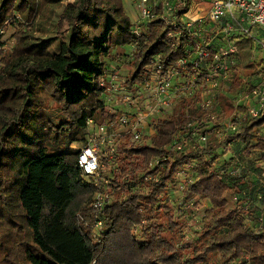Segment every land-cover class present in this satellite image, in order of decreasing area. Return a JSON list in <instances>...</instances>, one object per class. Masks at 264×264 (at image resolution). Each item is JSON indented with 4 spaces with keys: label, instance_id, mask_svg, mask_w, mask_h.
<instances>
[{
    "label": "trees",
    "instance_id": "trees-1",
    "mask_svg": "<svg viewBox=\"0 0 264 264\" xmlns=\"http://www.w3.org/2000/svg\"><path fill=\"white\" fill-rule=\"evenodd\" d=\"M123 1L0 0V27L17 21L16 14L31 26L16 35L9 60L0 52V264H264V214L244 203L243 184L230 175V166L217 167L221 150L234 142L245 145L247 157L260 152L264 163V138L251 143L254 131L264 127V110L234 133L217 126L219 133L211 134L206 145L180 151L179 144L204 130L188 133L189 124L207 116L200 93L188 94L171 112L153 118L152 135L117 147L114 168L104 164L107 186L82 182L79 150L72 145H85L87 121L105 114L101 81L112 50L134 48L133 71L123 81L129 92L151 78L154 65L165 76L192 55L183 32L169 34L185 28V17L199 0H167L177 28L158 19L142 26L141 37ZM156 9L159 16L164 13L163 5ZM57 20L66 27L62 38L54 31ZM235 43L239 59L233 76L225 91L215 92L221 123L236 111L247 115L239 102L256 85H248L242 74L261 77L264 71L263 61H252L253 38L239 37ZM45 81L52 84V96L64 100L58 123L43 108ZM157 160L161 167L153 170L150 164ZM193 163L184 208H175L170 191L178 172ZM157 174V183L144 180ZM97 192L113 196L101 214L100 238L91 215ZM196 199L210 206L195 232L196 243L177 247ZM253 218L261 228L250 224ZM15 234L20 244L11 248Z\"/></svg>",
    "mask_w": 264,
    "mask_h": 264
},
{
    "label": "built area",
    "instance_id": "built-area-1",
    "mask_svg": "<svg viewBox=\"0 0 264 264\" xmlns=\"http://www.w3.org/2000/svg\"><path fill=\"white\" fill-rule=\"evenodd\" d=\"M211 3V9L207 10L206 18L202 17L186 18L184 20L185 28L178 34H169L170 38L186 35L192 44L191 57H186L178 62L176 66L169 70L165 76L160 75L161 68L154 65L150 68L151 78L143 85L137 87L134 92L126 89L118 90L114 84L109 83L107 72L101 81V86L105 88L107 95L118 96L121 94V101L131 107L130 114H115V119L109 122L98 121L93 117L87 121V142L80 146L78 167L82 173L81 180L84 184H91L97 188L107 186L109 180L103 173L104 164L113 166L117 147L119 145L139 142L145 135H152L153 131L150 123L153 118L163 113L172 111L173 106L184 96L200 93V106L207 112L206 118L196 124H189L188 133L195 134L196 129L204 126V130L199 132L200 146L206 145L211 134H218L217 126H220L225 133H234L247 119H253L259 116L264 110V82L261 81L255 86L252 93L244 96L239 105L247 107V115H240L237 111L228 119L220 122L218 118L219 107L216 102L215 92L220 88L219 81H229L230 74L234 66L238 63V47L236 38L252 37L255 29H264V0H199ZM141 22L135 25L134 33L136 36L143 35L142 26L145 23L162 19L168 21L174 28H177V22L172 16L173 6L170 2L163 4L164 13L157 14V9L153 8L149 0H141L140 4ZM211 25L209 29L205 28V23ZM222 24V32L229 40V43L220 49L214 48L212 29L215 25ZM219 31H216V33ZM4 31L0 30V36ZM254 39V38H253ZM262 47L263 43L259 42ZM2 49L0 48V52ZM134 48L131 56L133 57ZM1 68V63H0ZM119 83V82H117ZM116 84V83H115ZM124 91V92H123ZM255 99L253 105L247 102ZM120 100V98L118 99ZM195 132V133H194ZM186 145L179 144L178 150L185 151ZM103 154L105 157H100ZM105 161V162H104ZM195 163L185 166L177 174L176 181L172 189L179 190L181 199L186 189L187 182H193L191 170ZM153 170L161 167V161L157 160L150 164ZM236 167L231 169L230 175L236 176ZM159 174V173H158ZM146 176L145 181H159V175ZM171 189V191H172ZM264 190V184L262 185ZM173 193V192H171ZM263 199V193L257 196ZM113 200L112 195L97 192L92 203L93 232L96 238L101 237L104 222L101 214L106 206ZM173 203V202H172ZM184 204V201H183ZM173 206L176 207L174 204ZM192 205L190 204L189 207ZM145 221H143L144 223ZM95 264V263H94Z\"/></svg>",
    "mask_w": 264,
    "mask_h": 264
},
{
    "label": "rangeland",
    "instance_id": "rangeland-1",
    "mask_svg": "<svg viewBox=\"0 0 264 264\" xmlns=\"http://www.w3.org/2000/svg\"><path fill=\"white\" fill-rule=\"evenodd\" d=\"M64 1H68V0H64ZM141 0H124L123 4H124V9L126 14L128 15V17L132 20L133 25H137L140 24L141 22V12H140V4ZM150 4L153 8H158L160 6H162L165 2H167V0H149ZM202 7H204L207 10L211 9V3L208 1L202 2L201 3ZM197 9V6H193L191 10H195ZM206 12H204V14H200L198 17H202L204 18V20H207L206 16ZM189 15V14H188ZM16 19L17 21H15V18L12 19L11 21H7L2 27H0V30L4 31V33L0 36V48L2 49V53H4L5 57L7 58V60H9L11 58V56L13 55V49H14V44H15V39H16V35L20 32V30L22 28H24L25 30H29L28 26H30V24H27L25 22H23L22 20H20V16L18 14H16ZM187 17V16H186ZM197 17V16H196ZM196 17L194 19H196ZM54 25H57L55 27V32L58 34L59 37H63L65 35L66 32V27L64 25L63 22L57 20L56 22H54ZM31 27V26H30ZM47 27H49V25H47ZM209 27L211 28V25H209L208 22L205 23V28L209 29ZM222 27L223 25L217 24L215 25L214 29H212V34L210 36V38H213V43L214 46H216L218 49H220L221 47L227 45L229 43V40L232 41L231 39H227L225 37V35L222 32ZM52 29V27H51ZM36 33L40 34V30L39 27L35 28ZM216 31H219L216 33ZM241 37L240 35H238L237 38ZM244 37V36H242ZM248 37V36H247ZM252 37L255 40V51L253 53V59L252 61L255 62L256 64H260L262 61L264 62V29L260 30V29H255L253 31ZM236 38V40H237ZM235 40V41H236ZM263 43V47L262 45L259 43ZM117 49H119L118 47H116ZM114 48L112 50V53L114 54L115 51H117V49ZM122 49L124 50H120V52H122L120 54V56L117 55H111V57L109 59H106V69H107V76H108V81L109 83H112L115 85V87L118 90L121 89H125L123 84L124 79L127 77V75H129L131 73V71H133V57L131 56L132 50L133 48L131 46H124L122 47ZM124 53V54H123ZM264 66V65H262ZM264 69V68H263ZM246 75L244 76V74H242V79L244 78L248 85H258L261 81L264 82V71H262V76L258 77V76H251L252 72H245ZM231 76H233L231 74ZM245 81V82H246ZM119 82V83H117ZM122 82V84L120 85V83ZM116 83V84H115ZM229 81H219V89L220 90H226V87L228 86ZM44 86H45V90L47 91V94L43 96V100H44V105L43 108L52 116V118L55 120L56 123H58L60 121V117L61 114L63 113L64 110V100L60 97V96H52L53 95V87L52 84H50L49 82L45 81L44 82ZM124 92V91H123ZM114 95V94H112ZM112 95H107L105 93V96L103 97L104 101H105V105H106V110H105V114L101 115L98 114L96 115L95 118H97L98 121L102 120L104 122H109L111 121V117L115 115L114 112L118 113V115H123V114H130V113H135L133 111H130L131 107L128 106V104L124 103L121 101V94H119L118 96H112ZM120 98V100H118ZM249 105H253L255 103V99H251L247 102ZM175 107V105L173 106V108ZM172 108V109H173ZM124 110V111H123ZM186 145L185 151H192L194 150L198 145H201L202 143L199 142V137L198 135L194 136V138L190 141H187L184 143ZM80 147L79 144L74 143L72 145V148H78ZM250 156H252L251 158H249ZM250 156H243L242 159L240 157L237 158V160H243L244 165L243 166V173L247 174V170L250 171V173H248V175H255L258 174L259 175V171H256L255 169H252V164H253V160L256 158L255 153H251ZM100 157H105L103 154L100 155ZM223 158H220V161H222ZM223 162V161H222ZM220 162V163H222ZM242 162V161H241ZM234 167H237V165H234ZM248 167V168H247ZM247 169V170H245ZM103 170H105V168H103ZM237 170V168H236ZM264 173L261 172L262 176ZM240 175L238 174V172H236V176ZM252 179V178H251ZM259 182H254L255 184H257L259 186L260 180H257ZM263 181H264V177H263ZM259 188V187H258ZM257 188V189H258ZM173 192L170 194V197L172 199L173 204L176 207L179 208H184L183 205V199H181V192L177 189H175V191L172 189ZM261 192V191H260ZM260 192L257 193L256 197L260 194ZM264 199V196H263ZM262 199V200H263ZM261 201V200H260ZM205 201H201V200H194L193 203L191 204L194 207H191V209L188 211V214L185 216L186 218L183 220L184 224L182 225V232H183V237L180 239V241H176L175 243L177 244V247H181L187 245L188 243L195 244L196 242L194 241V235L197 229H199V223L202 219V214L204 212V210L208 207L207 205H205ZM20 244L19 238L18 236H13V238L11 239V243H9V245H11V248L14 247H18ZM238 264H250L249 262H244L241 261Z\"/></svg>",
    "mask_w": 264,
    "mask_h": 264
},
{
    "label": "crops",
    "instance_id": "crops-1",
    "mask_svg": "<svg viewBox=\"0 0 264 264\" xmlns=\"http://www.w3.org/2000/svg\"><path fill=\"white\" fill-rule=\"evenodd\" d=\"M201 3L195 4L197 6V9H195L194 11L190 10L189 15H187V17H185V19L186 18H188V19L195 18L196 16L198 17L200 14H204V12L207 11V9L202 7ZM120 50H124V49H122V47H120L119 49H117V51L114 52V54L117 56H120V54L122 53V52H120ZM121 84H122V82L120 83V85ZM116 112H114V113L117 114ZM114 116H116V115H114ZM112 117H111V119H113ZM253 136L254 137L251 140V143L253 145H255L258 143L259 139L264 138V127L261 129L255 130L253 133ZM244 148H245V145L243 143L234 142V143L230 144L229 146H227V148H225L224 150H221V153H223V154L220 155V158L221 159L223 158V160H222L223 162L219 161L217 164V167L221 168V167H225L228 165V166H230L229 170H231L234 168V165H237V167H236L237 172L240 175H237L234 178L241 180V182L243 184L241 188H242V196L245 199L244 203L246 205H249V208H253L254 211H258L259 213L264 214V199L262 200V199H258V197H256L257 193L260 191L263 193V196H264V190H262V185L264 184V181H263L264 174L262 176H260L261 172L264 173V163L261 161L262 154L258 151L252 152V153H255V155H256V158L253 160V164H252L253 168L252 169L259 171V175L255 174V175L251 176V175H248V173H250V171L247 169H245V170H247V174L243 173V166H241V165H244L243 160H240V159L237 160L238 157H240L242 159V157L244 156V154H243ZM251 157L252 156H250L249 158H251ZM220 158H219V160H220ZM220 162H222V163H220ZM257 180H260L261 185L259 184V186H258L257 184L254 183V182H259ZM205 203H206L205 205L210 207L208 202H205ZM250 224H252L253 227H257V229H259V227L262 225L260 221H258L257 219H254V218L251 219Z\"/></svg>",
    "mask_w": 264,
    "mask_h": 264
},
{
    "label": "water",
    "instance_id": "water-1",
    "mask_svg": "<svg viewBox=\"0 0 264 264\" xmlns=\"http://www.w3.org/2000/svg\"><path fill=\"white\" fill-rule=\"evenodd\" d=\"M0 60H1V58H0Z\"/></svg>",
    "mask_w": 264,
    "mask_h": 264
}]
</instances>
